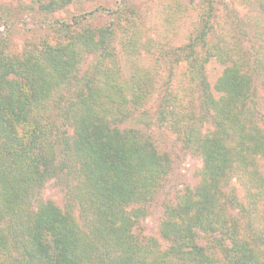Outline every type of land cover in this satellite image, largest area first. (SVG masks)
I'll return each mask as SVG.
<instances>
[{"label":"trees","instance_id":"16d2710c","mask_svg":"<svg viewBox=\"0 0 264 264\" xmlns=\"http://www.w3.org/2000/svg\"><path fill=\"white\" fill-rule=\"evenodd\" d=\"M90 1L31 0L48 19ZM134 1L47 21L20 50L0 35V264H264V0H243L250 17L200 0L175 46L144 37ZM154 127L201 165L149 236L175 154Z\"/></svg>","mask_w":264,"mask_h":264},{"label":"rangeland","instance_id":"374dc122","mask_svg":"<svg viewBox=\"0 0 264 264\" xmlns=\"http://www.w3.org/2000/svg\"><path fill=\"white\" fill-rule=\"evenodd\" d=\"M191 1V2H190ZM200 0H136L133 5L140 9L142 14V33L144 37L150 36L166 45H179L186 42L188 34L191 32L196 22L195 12L188 9L193 8ZM225 5L222 6L224 13L236 9L243 17H250L254 14L249 5H245L243 0H221ZM180 3L181 6L176 4ZM98 6L109 9L110 12L123 7L122 0H95L83 4L69 5L63 10L56 11L45 18L36 5L31 0H0V35L9 33L12 43V49L20 50L27 42L33 43L44 36L47 28V21L56 19H68L73 15H80L83 12H89ZM103 13L102 21H108L107 12ZM248 24L253 25V21L246 19ZM245 20V22H246ZM252 38L254 34H250ZM248 46V43L245 44ZM125 58V57H124ZM140 65L133 61L124 64V70L130 74L137 67H147L149 60L141 57ZM223 71V66L217 61H210L206 65V75L211 86ZM155 102L150 100L146 106L147 110L154 109ZM152 115V112H151ZM157 136H160L164 145L170 149L173 148L172 141L176 142L175 136L166 128H153ZM179 147V145L176 144ZM175 154L172 155L171 170L163 182L155 200L149 207V214L142 221L141 228L143 234L149 236L158 235L159 218L162 214L165 204L172 202L177 192L184 190L186 186L193 185L195 169L200 167L201 161L189 152H183L175 148ZM44 199L53 200L56 203H62L64 192L61 186L56 185L54 181L46 183L42 192Z\"/></svg>","mask_w":264,"mask_h":264}]
</instances>
